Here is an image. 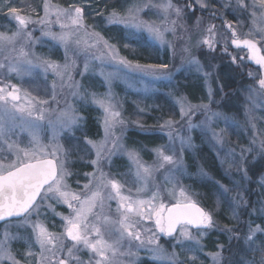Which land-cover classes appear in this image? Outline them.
Instances as JSON below:
<instances>
[{
  "label": "snow or ice",
  "instance_id": "obj_1",
  "mask_svg": "<svg viewBox=\"0 0 264 264\" xmlns=\"http://www.w3.org/2000/svg\"><path fill=\"white\" fill-rule=\"evenodd\" d=\"M257 3L261 9L260 15L257 16L256 11H252L250 17L253 25H258V21L259 25L254 31H249L247 38H241L233 23L224 20V26L231 33V45L238 49H245L247 59L259 66L254 77L258 90L255 87L248 89V99L253 105L258 98H264V0H253L252 5H249L247 0H235L234 4L233 0H223L221 4L223 9H231L234 15L237 13L243 15L248 13L250 7L255 8ZM195 4L201 9L211 8L208 0H195ZM185 7L192 9L193 5L189 2ZM152 9L156 10V15L161 19L163 27L161 24L145 21L142 18L143 12ZM31 11L36 10L32 8ZM210 14L213 17L218 15L216 12ZM7 15L9 20L15 21L16 30L11 34L0 31V57H2L0 70H6V78L15 74L21 80L24 77H31L37 69L47 80V74L51 72L54 76L51 82V99L57 103H59L58 89L60 91L64 88L74 89L71 95L80 99L85 98L79 91L80 85L73 83L71 69L75 61L67 62L69 51L81 50L79 46L82 43L85 44L83 49L85 51L102 43L107 53L102 52L101 57L98 58L109 55L111 59L126 68L142 71L155 79H171V74L165 71L169 67L168 64L140 65L137 63L133 65L131 61L119 57L116 46L103 40L99 33H89L90 26L85 23V9L82 6L73 4L69 8H62L52 4L51 0H44L43 16L37 14V17L33 18L31 15L22 14L20 8L11 5L7 8ZM97 15L104 16V13H97ZM184 17V8L174 3V0H144V2L130 4L123 15L113 8L104 19L108 24L123 25L128 30L124 37L128 41L125 47L131 46L132 43L143 38V33H147V37L152 40L161 44L167 43L172 48L174 56L176 47L165 39V34L171 32L173 36H176L177 29H181L182 34L177 38L184 43L180 47V66L177 70L201 73L207 82L212 73L205 71L204 66L195 56L193 48L204 45L210 51H215V46L219 42L216 39L218 35L216 26L207 25L204 29L206 34L193 44L190 35L187 38L184 35L188 32ZM240 22L237 16L236 23L240 24ZM32 24L40 25L43 36L64 47L65 63L63 65L37 56L32 51V45L39 42L33 37L32 30H29V25ZM53 24L58 25L62 31L53 32L51 28ZM200 24L201 19L198 17L195 28L198 29ZM65 29L68 30L64 31ZM81 31L85 35L95 37V43L82 41L79 37ZM72 43L77 46L76 49H70ZM224 51H228L227 42H225ZM237 59L243 61L245 56H233L232 62L236 63ZM84 70H88L87 63L84 65ZM249 76L253 77V73L249 72ZM110 78V76L107 77L109 80ZM91 102L103 109L105 138L99 144L88 141L96 153V159L91 161L96 166V171L85 174L91 179L84 185L83 194H81L72 191L66 182V178L72 173L66 167L67 153L63 152L58 138L64 132L71 133L83 117L78 116L76 109L70 104L61 110L37 107L38 104L47 105L49 101L39 100L18 85L0 80V221L13 217L23 218L21 225L31 229L26 237L18 233L4 232L0 237V264H137V259L133 258H138L139 250L145 247L151 252L153 262L166 258L170 264H185L175 251L169 254L159 245L158 234L173 238L175 243L189 254L188 260L196 264L199 259L197 253L203 250L200 238L206 234V230L216 228L217 222L211 212L199 206L193 199V194L179 186L175 177L183 175L181 160L176 157L174 150L172 154H166L161 147L155 150L158 163L148 166L141 162L136 152H128L129 160L136 168L134 182L140 185L136 189L138 194L148 191L150 181L154 180V174L165 169L166 165L172 167L166 170L164 185L171 184L172 188L166 189L160 184H154V190L147 198L124 194L122 191L124 185L109 177L100 168V163L105 156L112 155V150L108 148L109 142L112 148L117 147L116 139L118 138L110 141V138L115 136L114 128L123 124L124 121L120 119L121 114L110 96L100 98L93 93ZM177 102L181 119L187 118L188 131L191 132L193 128L199 127L202 131L211 132V140L218 146L217 151L228 161L229 169L235 168L242 180H248V170L245 166L246 153L253 152L254 148L241 149L239 158L235 149L224 151L227 129H221L218 133L213 125L221 118L227 123V117L221 112L211 110V105L216 103L212 91L209 90L208 103L194 105L184 97H180ZM197 111L205 114V120L199 125L192 123V116ZM53 114H55L54 118ZM45 120L48 127L53 129L52 140L57 141L50 152L42 144L40 136L42 122ZM175 123L177 122L167 120L160 125L162 129H168L167 135L170 140L176 132ZM22 133H27L30 137V147L22 146L20 140ZM14 134L16 139H12ZM176 138L180 140L181 151L185 147H193L191 135L187 137L177 135ZM253 143L255 144L256 141L254 140ZM259 150L264 153V140L259 142ZM200 175L206 176L207 173L201 170ZM220 187V195L225 197L229 192L237 190L235 187L232 189L223 185ZM165 191L168 197L175 201L174 203L170 205L164 203ZM238 196H240L239 192ZM50 199L63 203L70 209L67 216L55 213L52 209L63 222L62 231L59 233L50 231L39 219H32L33 213L37 217L40 216V204ZM233 200L237 201V197H233ZM112 201L116 202L115 216L111 214ZM237 202H243L242 196ZM49 207L51 208V205ZM261 212L264 214V206ZM233 216L236 218L235 212ZM193 228L197 230L195 235L191 231ZM224 231L228 234L229 246L233 240L240 239L239 234L233 229L225 227ZM258 233L264 234V227L260 225L252 227L249 224L244 244L246 253L250 252L253 256L249 259L245 253L236 264H264V244L258 245L255 240ZM19 240H23L26 245L22 259L17 258V254L11 247L13 241ZM186 241L190 243L186 244ZM224 248L223 244H218L219 250L211 253L213 264H224ZM82 251L88 253L87 260L80 256L79 253ZM257 254L259 260L255 258Z\"/></svg>",
  "mask_w": 264,
  "mask_h": 264
},
{
  "label": "rangeland",
  "instance_id": "obj_2",
  "mask_svg": "<svg viewBox=\"0 0 264 264\" xmlns=\"http://www.w3.org/2000/svg\"><path fill=\"white\" fill-rule=\"evenodd\" d=\"M144 2V0H131L127 5L119 8V12L123 15L125 9L132 3ZM189 2L193 8L185 7ZM211 3V8L201 9L195 4V0H174V3L184 8L185 17L184 23L188 28L185 35L191 37V42L195 44L206 33L204 29L209 24L216 26L218 35L216 39L219 41L216 44V50L210 51L207 46L202 45L199 48H193V52L197 59L204 66L205 71L212 73L211 77L205 82L204 76L195 71L177 70L180 66V47L184 43L183 40L177 37L182 34L181 29H177V35L173 36L171 32L165 34V39L172 42L176 47V55L167 43L161 44L147 37V33H143V38L139 39L131 46L125 47L128 41L124 38L128 31L123 25L108 24L104 17L109 12L97 11L92 12L85 10V23L89 25L88 32L99 33L103 40L109 44L115 45L119 57L131 61L133 65H149V64H168L169 67L165 71L171 74V79H155L150 75H145L142 71L132 68H126L120 65L117 61L110 58L107 49L103 48V44H98L95 48L83 50L85 44L82 43L79 51H69L68 63L75 61L71 69L73 83L80 85L79 91L84 95V99H80L71 95L74 89L64 88L63 91L58 89L57 100L51 99L52 90L51 82L54 76L49 72L48 79L45 80L43 73L39 69L35 70L31 77H24L22 80L15 74L7 76L6 70H0V80L5 83L16 84L26 90L33 97L39 100H48L47 105H37L43 108H55L57 110L64 109L67 105H72L76 109V114L83 117L78 126L74 127L69 132L62 133L58 138V143L63 152L67 153V169L72 173L66 178L70 189L83 194L84 185L89 182L91 177L85 175L96 171L91 161L96 159L95 150L88 143L93 141L97 144L104 141L105 131L103 126L104 112L96 104L91 102V94H96L100 98L111 97L116 109L120 112V119L124 121L114 128L115 136L110 138L116 139V148H112L111 142L108 148L112 150V155L105 156L100 163V168L109 177L118 180L124 185L122 191L124 194L133 196L140 195L147 198L150 192L154 190V184H160L166 189H171L172 185H164V177L166 170L172 166L166 165L165 169L154 174V180L150 181L148 191L137 193L136 189L140 187L135 181V165L129 160L128 152H136L141 162L145 165L152 166L158 163L156 149L163 147L166 154H172L175 151L176 157L181 160L183 165V175L175 177L179 182V186L186 188L193 199L204 208L212 213L214 220L217 222V227L211 230H206V234L200 238L202 251L198 252L199 257L196 264H213L211 253L218 251V244L225 246L223 256L225 257L224 264H236L241 259V255L246 253V245L244 237L248 233L249 224L252 227L260 225L264 227V214L261 212L264 206V153L259 150V142L264 140V98H258L253 105L248 99L249 88H257L254 77L259 68L254 62L247 59L246 51L234 48L231 45L230 31L224 26V20L233 23L239 36L247 38L250 30H255L259 25H253L250 13L256 11L257 16L260 15L261 9L257 3L255 8H249L248 13L240 15L233 14L231 9L225 10L221 7L223 0H208ZM44 0H0V31L11 32L16 30L15 21H11L7 15L9 5L21 9L22 14L31 15L33 18L43 16ZM52 4L62 6L55 0H51ZM235 0H233V4ZM249 5L253 4V0H247ZM82 6L83 5H77ZM36 11L33 12L31 9ZM85 9V8H84ZM104 13V16L97 13ZM216 12L218 15L213 17L210 13ZM145 21L161 24V19L156 15V10H146L141 14ZM237 16L240 19V24L236 23ZM201 19L200 27L195 28L197 18ZM175 18L174 16L172 17ZM53 19H55L53 17ZM67 22V21H66ZM119 27V36L111 37L113 41L103 34V30L108 27ZM40 25H29V30H32L33 37L39 42L32 45V51L44 58L51 59L61 65L65 63V49L58 42L51 40L41 34ZM161 27L163 25L161 24ZM53 32L59 33L62 31L58 25L51 26ZM65 29L64 31H67ZM82 41L87 43H95L96 38L90 35H85L83 31L79 33ZM259 38V34H257ZM75 37L73 38V40ZM225 42H227L228 51L225 52ZM119 43V45H118ZM77 46L72 43L70 49H76ZM164 53L167 54L163 58ZM245 56L243 61L237 59L236 63L232 62V57ZM2 59V57H0ZM85 63L88 64V70H84ZM249 72L253 73V77L249 76ZM111 77L110 80L107 77ZM223 86V91H221ZM209 90L213 93V99L216 103L211 105L213 112H221L227 117V123L223 118L214 123L216 132L221 129H227L226 144L224 151L235 149L237 158H239L241 149L249 147L254 148L253 152L246 153L247 159L245 166L248 170V180H242L240 173L235 169H229V163L225 157L217 151L218 146L211 140V132L202 131L201 128H193L188 131L186 119L180 117V107L178 99L184 97L192 104L208 103ZM87 101V102H86ZM53 114V118H54ZM92 116V120L97 125V130L89 135L88 118ZM167 120L177 122L174 124L176 132L173 133V139L170 140L167 133L168 129L160 127ZM205 120V114L197 111L192 116V123L199 125ZM43 128L40 132L41 142L47 147L50 152L56 146L57 141L52 140L53 129L48 127L47 120L42 122ZM142 125V127H141ZM135 131L137 133L159 134L162 137V143L152 148L137 149L126 143L127 133ZM191 135L193 147H185L181 151L180 140L176 136ZM12 139H16L15 134ZM22 146H31L29 144L30 137L27 133L20 134ZM256 141L254 144L253 141ZM7 163V161H4ZM203 170L207 173L206 176H201ZM219 174L216 177L215 173ZM99 175V172H97ZM221 185L226 188H236V191L229 192L227 196L220 195ZM206 187L209 189V195L204 193ZM131 190V192H129ZM238 192L240 196H238ZM242 196L243 202H237ZM237 197V201L233 200ZM39 202V201H38ZM171 200L167 191L164 193V203H174ZM51 205V208L49 207ZM61 213L67 216L70 209L63 203H57L55 200H47L40 204V216L35 213L32 219H39L43 222L50 231L59 233L62 231V220L59 215ZM116 202H111V214L115 216ZM235 212V217L233 216ZM23 219V218H22ZM16 220L8 222L0 226V237L7 231L12 234H19L26 237L31 229L21 225V221ZM225 227L233 229L240 236L239 240H233L229 246L228 234L224 231ZM195 235L197 230H192ZM159 235V245L167 252L175 251L185 264H192L188 260V253L182 250L180 245L175 243V240L170 237ZM258 245L264 244V234L258 233L255 238ZM190 243V242H185ZM12 250L17 254L18 259L23 258V253L26 250V245L23 240L13 241ZM154 247V246H148ZM230 247V250H229ZM82 259H88V253L82 251L79 253ZM247 258L251 259L253 254L248 252ZM151 252L148 248H141L138 252L137 264H170L166 258H162L153 262L151 260ZM259 260V255L255 257ZM127 259V258H126Z\"/></svg>",
  "mask_w": 264,
  "mask_h": 264
},
{
  "label": "trees",
  "instance_id": "obj_3",
  "mask_svg": "<svg viewBox=\"0 0 264 264\" xmlns=\"http://www.w3.org/2000/svg\"><path fill=\"white\" fill-rule=\"evenodd\" d=\"M62 6L69 7L70 5H83L85 10H90L92 12L97 11H104V12H110L113 8H115L117 11H119V8L124 7L127 5L131 0H55ZM102 33L108 35V37L111 39V41L114 42V40L111 38L114 36H119V27L112 26L108 27L107 30H103ZM119 45V43H118ZM167 56L166 53H164L163 58ZM88 120V128L90 130L88 131L89 135H92L97 130V125L94 120H92V116H87ZM162 137L159 134H151V133H137L135 131H129L127 133L126 137V143L130 146H133L137 149L140 148H152L157 146L159 143H162ZM216 177H219V174L215 173ZM207 190L204 191L206 195H209L210 191L206 187ZM20 220V219H19ZM16 221V220H13ZM9 221V222H13ZM8 223V222H6ZM5 224V223H4ZM1 226V225H0ZM145 264H147L145 262Z\"/></svg>",
  "mask_w": 264,
  "mask_h": 264
},
{
  "label": "water",
  "instance_id": "obj_4",
  "mask_svg": "<svg viewBox=\"0 0 264 264\" xmlns=\"http://www.w3.org/2000/svg\"><path fill=\"white\" fill-rule=\"evenodd\" d=\"M235 48V47H234ZM238 49V48H237ZM244 51H246L245 49H242ZM200 206V205H199ZM19 219H22V218H17V217H13V218H10L9 220H6V221H0V225L6 223V222H9V221H13V220H19ZM192 230H196V229H192Z\"/></svg>",
  "mask_w": 264,
  "mask_h": 264
},
{
  "label": "bare ground",
  "instance_id": "obj_5",
  "mask_svg": "<svg viewBox=\"0 0 264 264\" xmlns=\"http://www.w3.org/2000/svg\"><path fill=\"white\" fill-rule=\"evenodd\" d=\"M231 34V33H230Z\"/></svg>",
  "mask_w": 264,
  "mask_h": 264
}]
</instances>
